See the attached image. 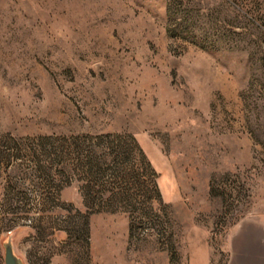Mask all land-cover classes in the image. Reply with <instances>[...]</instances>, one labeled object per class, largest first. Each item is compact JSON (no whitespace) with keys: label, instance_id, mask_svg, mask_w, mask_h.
<instances>
[{"label":"rangeland","instance_id":"1","mask_svg":"<svg viewBox=\"0 0 264 264\" xmlns=\"http://www.w3.org/2000/svg\"><path fill=\"white\" fill-rule=\"evenodd\" d=\"M7 241L264 264V0H0V264Z\"/></svg>","mask_w":264,"mask_h":264},{"label":"water","instance_id":"2","mask_svg":"<svg viewBox=\"0 0 264 264\" xmlns=\"http://www.w3.org/2000/svg\"><path fill=\"white\" fill-rule=\"evenodd\" d=\"M4 264H20V259L14 254L10 241L4 245Z\"/></svg>","mask_w":264,"mask_h":264},{"label":"trees","instance_id":"3","mask_svg":"<svg viewBox=\"0 0 264 264\" xmlns=\"http://www.w3.org/2000/svg\"><path fill=\"white\" fill-rule=\"evenodd\" d=\"M148 166H149V164H148ZM154 188H155V189H157V187H156L155 183H154ZM157 192H158V191H157ZM157 195H159V192L157 193Z\"/></svg>","mask_w":264,"mask_h":264}]
</instances>
